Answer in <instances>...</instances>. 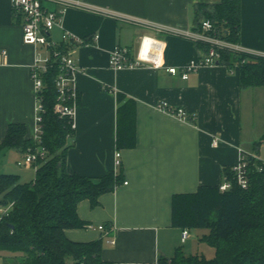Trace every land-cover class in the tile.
Masks as SVG:
<instances>
[{"label":"crops","instance_id":"1","mask_svg":"<svg viewBox=\"0 0 264 264\" xmlns=\"http://www.w3.org/2000/svg\"><path fill=\"white\" fill-rule=\"evenodd\" d=\"M84 2L116 15L69 7L60 25L49 32L48 39L65 45L78 66L75 126L65 168L69 174L91 178L118 172L122 179L112 192L99 196L97 206L81 200L76 211L84 225L66 229L65 234L75 242L101 238L104 261L154 264L159 257L170 258L179 247L173 233L178 231L180 242V229L170 223L171 197L194 192L199 186H217L221 168L238 161L240 148L258 153L256 144L264 135V87L240 88L237 69L229 72L223 65L202 66L189 72L185 80L164 68L116 71L109 67L114 47L125 48L133 56L143 34L163 41L164 67L195 62L202 54L196 42L172 32L154 34L141 23L197 31L196 5L220 0ZM240 9L237 45L264 56V0H240ZM65 32L83 43L63 42ZM48 58L47 49L22 42L21 18L14 16L9 0H0V142L9 123L24 124L32 137L36 97L30 67L45 64ZM118 93L135 103L132 148L117 149L115 145ZM161 102L183 109L187 120L158 110L156 105ZM213 140H217L215 145ZM116 151L121 160L118 168L114 165ZM0 156L3 171L15 167L14 163L18 166L22 155L8 149L1 150ZM99 225L104 230H98ZM0 254L6 260L7 255Z\"/></svg>","mask_w":264,"mask_h":264},{"label":"trees","instance_id":"2","mask_svg":"<svg viewBox=\"0 0 264 264\" xmlns=\"http://www.w3.org/2000/svg\"><path fill=\"white\" fill-rule=\"evenodd\" d=\"M240 13V0L197 4L195 27L199 30L200 21L208 19L220 38L237 44ZM196 47L201 52L208 49L200 42ZM58 48L66 50L63 44ZM218 65L229 72L237 69L240 88L264 87L263 56L219 50ZM56 72L54 63L41 75L43 87L38 94L44 109L40 146L46 157L38 159L29 182H21L16 174L0 173V207L11 204L8 214L0 217V252L7 255L5 264H117L102 259L101 238L75 242L65 234L66 229L84 225L76 211L81 200L97 206L99 196L112 192L122 178L118 172L99 178L66 172V150L74 129L67 117L54 111ZM115 145L117 149L135 145V103L121 93L117 94ZM35 146L24 124L9 123L0 151L15 149L22 155ZM220 172V182L229 181V189L221 192L218 185L199 186L194 192L173 195L170 201L171 226L206 230L201 240L213 248V258L185 254L178 247L170 258L159 257L157 264H264V169L258 172L250 166L246 189L237 185L231 166Z\"/></svg>","mask_w":264,"mask_h":264},{"label":"built area","instance_id":"3","mask_svg":"<svg viewBox=\"0 0 264 264\" xmlns=\"http://www.w3.org/2000/svg\"><path fill=\"white\" fill-rule=\"evenodd\" d=\"M14 16L21 18V39L27 45H40L49 51V58L45 64L39 65L34 63L30 67V79L33 85V91L36 97V108L32 139L35 143L34 149H28L22 154L17 162L18 166L37 167L38 159L43 160L46 157V150L40 146L42 113L44 111L41 103L40 93L43 82L41 75L45 73L55 63L57 72L53 79L56 91V102L54 111L59 117H67L71 122V128L74 129V114L77 106L78 90L75 83L78 66L70 55L69 51L62 52L58 45L48 39L49 32L54 26L60 25L62 15L69 7H77L85 10L102 12L104 14L116 15L109 10L97 8L84 2V0H9ZM47 4L58 5L59 9H51ZM134 19V18H132ZM141 23L140 20H137ZM145 25L154 34L162 32H172L193 40L194 42L205 43L208 49L202 52L195 62L183 67H164L161 62V51L163 41L152 34H143L137 44L133 56H130L125 48L114 47L108 59V65L113 70L132 69L137 67H147L152 70L165 69L171 75H179L185 80L188 73L196 71L202 66H216L219 60V50H229L237 53L259 55L240 48L237 44L228 42L220 38L208 19L200 21V27L197 31H178L175 29L165 28L162 25L143 21ZM63 42H71L74 44H82L83 40L74 37L68 33H63ZM263 56V55H259ZM264 57V56H263ZM158 110L164 111L178 119L187 120L186 112L181 108H171L165 102L156 105ZM194 116H191V120ZM214 145L217 140H213ZM264 143V139L261 141ZM256 162H259L256 164ZM258 172L264 169V160L254 151H247L240 148L238 161L231 166V170L235 173L237 185L242 189H246L248 185V169L252 165ZM114 165L118 168L121 165L120 152L116 151L114 155ZM126 184V182H123ZM231 186L230 182L225 178L218 184L219 191H225ZM11 207H0V217L8 214ZM91 227V226H88ZM98 230H104L102 225L97 226ZM189 238V230L184 228L180 230V242L184 243ZM123 264H139V263H123ZM157 264V261L154 263Z\"/></svg>","mask_w":264,"mask_h":264},{"label":"rangeland","instance_id":"4","mask_svg":"<svg viewBox=\"0 0 264 264\" xmlns=\"http://www.w3.org/2000/svg\"><path fill=\"white\" fill-rule=\"evenodd\" d=\"M40 47H42L44 50L46 49L43 46ZM257 146H259L258 155L260 159L264 160V143H259ZM13 165L15 167L10 165L2 171L4 167L2 157L0 156V173L19 175L21 182H28L33 179L35 173V169L33 167H18L15 165V163ZM205 233L206 230L204 229H190L189 238L183 244L179 242L178 231L174 232L173 234L177 238V246L181 247L185 254L204 257L206 260H210L213 258L214 250L212 247L207 245V243L201 240L202 235ZM1 255L2 254H0V264H5L6 261L2 259Z\"/></svg>","mask_w":264,"mask_h":264}]
</instances>
